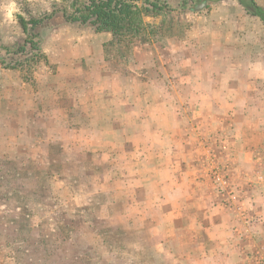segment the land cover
Here are the masks:
<instances>
[{"label":"crops","instance_id":"1","mask_svg":"<svg viewBox=\"0 0 264 264\" xmlns=\"http://www.w3.org/2000/svg\"><path fill=\"white\" fill-rule=\"evenodd\" d=\"M34 1L0 0V45L13 46L25 38L18 15L37 18L49 13L53 4L61 3L54 0L34 16L32 9H25L24 5ZM255 2L264 9V0ZM203 3L205 7L197 11ZM203 3L195 7L197 14L191 17L193 21L185 36L181 40H169L173 42L171 47L178 46L174 50L170 45L161 47L137 39L125 59L113 62L105 51V45L112 40L110 33L76 29L58 13L45 22L47 32L41 45L45 58L37 62L33 82H25L21 72L6 69L0 63V165L10 162L14 172L23 173L22 179L13 176L11 183L0 186L9 190L3 200L11 203L9 212L43 213L46 204L54 203L71 205L72 216L77 221L87 219L90 202L96 203L104 197L103 192L92 193L95 185L101 182L99 188H105L113 180L85 181L93 178L89 169L90 165L99 163L94 159L97 155H103L104 161L111 157L112 162L121 157L120 169L133 170L129 175L133 179L128 180L124 173L120 184L125 188L121 198L124 202L138 203L143 199L142 169H153L155 180L147 182L157 186L147 194L159 202L155 204L157 207L182 198L189 199L192 205L197 195L207 205L213 200L208 192H201L205 191L202 185L201 191L197 189L191 177L198 153L193 154L186 142L181 144L185 138L183 123H193L187 130L189 136L196 131L194 124L209 119L216 123V132H221V136L225 131L219 123H231L232 151L238 157L240 152L246 153L247 145L240 137L250 139L257 131L248 127L240 131L237 123L241 106L264 107V22L249 15L238 0H204ZM188 8L189 4H184V9ZM204 9L206 13L201 12ZM240 90L261 93L244 99L239 95ZM251 113L244 112L251 118L249 122H258ZM255 130L264 136L263 130ZM144 139L153 141L145 145ZM145 149L157 155L166 154L167 159L163 156L148 165ZM252 150H248V157L256 152ZM129 153L132 159L127 160L125 155ZM163 186L172 187L169 188L172 193L166 196ZM81 188L90 191L85 194ZM130 189H133L131 193ZM21 202L23 207L19 205ZM85 203L89 204L84 207L88 211L76 213ZM176 210L163 214L173 217ZM143 214L130 212L120 217L107 211L101 216L109 223L125 218L124 229L128 233H140L138 223ZM160 214L151 216L155 219ZM199 217L195 229L184 230L191 239L182 249L185 264L188 261L190 264H256V250L264 253V241L257 239L259 233L264 236V226L250 220L240 227L236 220L239 216L224 211L200 213ZM59 224L53 229L56 235L64 233ZM86 228L93 235L91 226ZM168 232L177 233L176 229L161 231ZM160 245L166 252L165 264H178L180 257L175 251L180 248L170 240ZM74 248L90 250L94 244L77 241L73 242ZM95 248L110 247L100 242ZM56 260L43 259L40 264Z\"/></svg>","mask_w":264,"mask_h":264},{"label":"rangeland","instance_id":"2","mask_svg":"<svg viewBox=\"0 0 264 264\" xmlns=\"http://www.w3.org/2000/svg\"><path fill=\"white\" fill-rule=\"evenodd\" d=\"M53 1L35 0L32 3L26 2L24 5L25 9H32V15L35 16V13L42 6H48ZM169 1H172L173 5L177 8L179 0ZM203 2L204 0H198L195 4L189 5L191 9H184V13L180 14L173 13L171 18H167L165 26L167 28L169 23L172 22L171 31L167 32L163 30L160 34V41H157L156 44L161 47L170 45L169 47L173 50L177 49L178 46L176 45L171 47L173 42L171 43L169 40H181L185 36L187 27L193 21L190 20L191 17H195V14H197L195 7ZM204 11L205 13L207 12L206 9L201 12ZM157 21H160V19L154 22L159 23ZM109 35L111 36V34ZM24 39L23 37L16 44H21ZM129 48L132 47L130 46ZM109 55L113 62L121 60L116 50L110 51ZM9 59L16 60L17 57L11 56ZM253 93L248 90L239 91V95L244 99H252L253 96L258 97L261 92L256 91L255 94ZM182 111L189 113L188 110ZM244 112L255 115L252 119L255 118L258 122H249L251 118L248 119ZM219 124H222L224 127L225 134L222 136L221 132H216V123L211 122L210 119L207 122L194 124L196 131L193 136H189L187 130L193 123H183L185 141L183 140L181 144H185L186 142L192 148L193 154L198 153L193 161L194 172H191V177L196 183L197 189L200 190V185H202L201 187H204L205 191H200L208 192L213 197V200L208 205L205 202L199 201L200 196L197 195L192 200V205L188 203L189 199L182 198L176 202L167 201V203L157 207L155 204L159 202L155 201L154 196L147 194L155 190L157 186L155 183L152 186L150 182H147L148 179L155 180L152 174L153 169H142L140 171L142 175L141 179L144 182L143 199L139 200L138 203L134 201L124 202L121 198L123 197V193L125 192L123 189L125 188L121 187L120 184L125 178L123 176L124 173H127L125 175L128 176V180L133 179L129 176L133 173V170L126 171L125 169H120L121 162H119V159L121 157L112 162L111 157L108 161L102 160L103 155H100L101 157L97 155L96 158L94 156V159H97L96 161L102 164L90 165L89 173L93 178L86 179L85 181H95L97 183L101 178H113V180L105 188H99V185L102 184L101 182L95 185L92 193L100 191L101 193L103 192L104 197L100 198L96 203L90 202L91 207H89L88 212L90 216L87 219L82 218L77 221L72 216L71 205L61 206L54 203L46 204L43 207V213H11L9 212L11 203L9 201L3 202L7 198L9 190L8 188L0 189V264H40L43 259L48 260L51 258H56V262H47V264H165L166 252L161 250L160 245L163 244L164 240H170V243L174 242L177 248H180L175 251L176 256L180 257L178 264H185L182 259L184 255L182 249L185 243L191 242V239L188 233H184V230L186 227H193L195 229L198 226L200 213H221V211L236 213L240 217L236 218L240 227L250 220L254 221L257 226H264V136L258 132L260 130H255L261 129L264 131V107L241 106V116L237 123L240 131L248 127L257 131V133L252 134L250 139H248V136L240 137V140L246 143L247 149L246 153L240 152L239 157L235 153V150L232 151L231 148V137L233 135L232 132H229L231 123L228 124L229 126L225 123ZM148 141L151 142L153 139H148ZM148 141H144L145 145ZM163 148H160V150ZM252 149H256V152L254 155H249L248 157V150ZM160 150L159 153H161ZM144 151L146 152L144 153V157H146L148 165L154 160H161L163 156L167 159L166 154L161 153L158 156L153 152L149 153L147 149ZM125 159H132L131 153L126 154ZM254 163H256V166ZM143 172L146 174L143 175ZM70 173L74 172L70 171ZM13 176L15 179L20 180L23 178V173L14 172L13 165L10 162H4L0 165V186L9 182L11 183ZM168 176L167 174L165 178ZM169 188L172 187L163 186L166 196L172 193ZM79 190L85 194L90 191V189L86 188ZM128 191L131 193L133 189ZM19 205L23 207L22 202ZM86 206H89V204L85 203V205H81L79 211L76 213H86L88 211V209L85 210L84 208ZM59 207H61L62 213H60ZM173 209H177L176 213L173 212L172 214L174 218L165 215L171 213ZM137 210L140 213H144L143 219L138 223L140 233H128L124 229L125 225L123 221L125 218L122 221H120V218L115 221L112 220L109 223L107 219L101 216V213L108 211L121 217L124 213H139ZM52 211H55V213H51ZM153 213L161 214L153 219L151 216ZM84 220H87V224L82 223ZM57 223L63 226L64 233L55 234L53 229H55L54 227ZM87 225L91 226L93 235L87 233ZM74 227L76 228L74 229ZM77 227L80 229L77 230ZM167 229H176L177 233H161L162 230L166 232ZM151 230H153V233H151ZM245 233L247 232H243V234ZM262 235L259 233L257 239L264 241V236ZM19 240L25 243L19 244ZM77 241L81 243L89 241V243L94 244V248L90 250L73 249V242ZM100 242H105L110 248L107 250L95 248ZM15 245H18V247ZM176 245L172 246L176 247ZM255 256L256 264L264 263L263 251L257 249ZM190 262L188 261L187 264H190Z\"/></svg>","mask_w":264,"mask_h":264},{"label":"trees","instance_id":"3","mask_svg":"<svg viewBox=\"0 0 264 264\" xmlns=\"http://www.w3.org/2000/svg\"><path fill=\"white\" fill-rule=\"evenodd\" d=\"M238 1L249 15L264 22V9L255 0ZM196 2L198 0H182L176 8L168 0H61L60 4L51 6L49 13L41 14L37 18L25 19L22 15L17 16L25 39L15 46L0 45V63L6 69L21 72L25 82H33L36 64L45 58L41 48L47 32L45 22L58 13H62L67 22L76 29L110 33L112 40L105 45L107 56H110V51L116 50L122 60L135 40L140 39L146 44L159 41L161 32H169L172 28V22L166 28V19L171 18L173 13H182L184 4L193 5ZM146 18L160 21L147 23ZM11 56L17 59H9Z\"/></svg>","mask_w":264,"mask_h":264},{"label":"water","instance_id":"4","mask_svg":"<svg viewBox=\"0 0 264 264\" xmlns=\"http://www.w3.org/2000/svg\"><path fill=\"white\" fill-rule=\"evenodd\" d=\"M204 7H205V4L203 3V4H201L200 6H198L197 11L202 10Z\"/></svg>","mask_w":264,"mask_h":264}]
</instances>
